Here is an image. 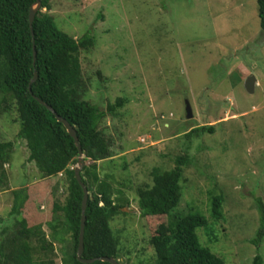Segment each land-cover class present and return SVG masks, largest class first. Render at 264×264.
Instances as JSON below:
<instances>
[{
  "label": "rangeland",
  "instance_id": "374dc122",
  "mask_svg": "<svg viewBox=\"0 0 264 264\" xmlns=\"http://www.w3.org/2000/svg\"><path fill=\"white\" fill-rule=\"evenodd\" d=\"M48 13L76 40L87 33L95 38V47L80 51L86 99L104 112L108 102L129 99L118 116L107 115L100 124L111 138L114 161L100 162L99 171L102 177L111 174L122 192L114 198L133 214L127 222L116 217L111 226L127 225L126 240L133 231L150 235L164 223L165 218L141 215L136 189L152 184L154 168H174L176 157L189 148L192 164L185 168L176 212L194 208L208 219L197 230L199 240L225 264H252L258 254L264 260V241L259 247L253 243L259 201L264 204V33L257 0H54ZM250 75L258 82L254 94L245 88ZM186 99L192 119L186 117ZM11 113L0 115V140L14 143L4 166L7 179L0 183V232L13 191L29 186L28 202L40 217L30 225L42 223L49 233L59 177L43 181L27 163L19 121L8 122L16 116ZM201 126H214L215 132L188 140L186 134ZM214 187L226 199L221 222L211 216ZM63 192L58 191L62 202ZM68 243H55L59 264Z\"/></svg>",
  "mask_w": 264,
  "mask_h": 264
},
{
  "label": "trees",
  "instance_id": "16d2710c",
  "mask_svg": "<svg viewBox=\"0 0 264 264\" xmlns=\"http://www.w3.org/2000/svg\"><path fill=\"white\" fill-rule=\"evenodd\" d=\"M53 1L41 0L32 32L29 14L35 0H0V115L15 111L16 116L8 122L19 121L17 137L26 142L27 163L36 166L41 179L51 181L59 177L52 191V218L46 223L49 233L42 223L30 225L40 217L33 215L34 208L28 202L29 186L13 191L10 212L1 219L0 264H59L55 243L67 239L69 243L63 247L60 264H86L77 257L84 197L74 172L79 152L64 125L35 97L76 129L85 155L82 181L92 198L86 210L84 259L109 257L120 261L124 258L125 263L120 264H225L199 240L197 230L207 227L208 219L194 208L185 215L176 212L183 195L181 181L185 168L192 164L189 148L176 157L174 168L168 171L154 168L152 184L136 189L141 215L165 218V222L155 226L150 235L138 236L133 231L126 240L122 232L127 225L121 224L120 228L113 224L115 229L111 226L116 217L127 222L133 214L123 211L127 203L114 198L122 192L116 189L111 174L102 177L99 171L100 162L114 161L111 138L100 130V124L107 115L118 116L129 99L118 97L114 103L108 102L105 112L86 99L88 87L83 78L80 51L95 47V38L87 33L76 40L62 31L55 17L48 13ZM257 3L264 33V0ZM35 74L37 79L32 82ZM206 132L213 134L214 126L196 127L186 137L189 140L195 134ZM13 150L12 141L0 140V183L7 179L4 166L9 163ZM60 188L66 194L63 202L62 194H58ZM209 190L211 216L221 222L226 214V199L217 194L219 188ZM259 209L260 225L253 240L257 247L264 241L262 201ZM150 252L152 258L148 259ZM92 264L111 263L95 261ZM252 264H264L263 257L256 255Z\"/></svg>",
  "mask_w": 264,
  "mask_h": 264
},
{
  "label": "water",
  "instance_id": "95a60500",
  "mask_svg": "<svg viewBox=\"0 0 264 264\" xmlns=\"http://www.w3.org/2000/svg\"><path fill=\"white\" fill-rule=\"evenodd\" d=\"M41 8V0H35V3L32 5L30 9V14H29V20H30V29L33 32V23L37 14V11ZM34 55L36 57V52H34ZM37 79V74H35L34 79L32 82H34ZM256 83L257 79L254 75H250L246 81H245V88L246 91L249 94H254L255 93V88H256ZM31 89V87H30ZM36 100L43 106H45L49 111H51L53 114H55L58 122H61L65 129L67 130L68 134L74 139L75 145L78 149L79 152V157H78V162L74 168L75 172V177L77 181L79 182L80 186L83 188L84 191V197H83V202H82V217H81V228H80V235H79V246H78V253L77 257L82 263L86 264H92L95 261H103V262H109L111 264H120L118 260L115 258H109V257H99L95 259H84L83 258V253H84V233H85V226H86V210H87V205H88V200L89 198H92L87 186L84 184L83 177H82V171L86 165L85 162V155L82 150V146L79 142L78 136H77V131L76 129L64 118L61 116L57 115L55 111L52 109L51 106L47 105L45 102H43L41 99L35 97ZM185 107H186V113H187V118L192 119L193 118V110L191 107V104L189 100L185 101ZM124 212H130V209L124 208Z\"/></svg>",
  "mask_w": 264,
  "mask_h": 264
},
{
  "label": "clouds",
  "instance_id": "9594fccd",
  "mask_svg": "<svg viewBox=\"0 0 264 264\" xmlns=\"http://www.w3.org/2000/svg\"><path fill=\"white\" fill-rule=\"evenodd\" d=\"M257 84H258V82L256 83V87H257ZM256 89V88H255ZM186 100H188V99H186ZM75 168V167H74ZM59 176H62V174H60ZM121 262V261H120Z\"/></svg>",
  "mask_w": 264,
  "mask_h": 264
}]
</instances>
